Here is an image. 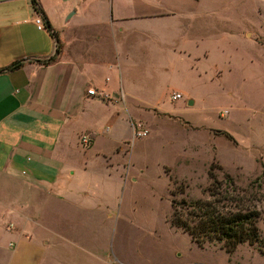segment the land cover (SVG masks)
Instances as JSON below:
<instances>
[{"label":"rangeland","instance_id":"obj_1","mask_svg":"<svg viewBox=\"0 0 264 264\" xmlns=\"http://www.w3.org/2000/svg\"><path fill=\"white\" fill-rule=\"evenodd\" d=\"M199 1L194 30L180 19L166 36L139 37L147 48L132 70L155 109L110 104L107 161L82 131L75 184L88 202L48 216L55 242L37 264H264V0ZM130 120L146 135L134 138ZM180 199L256 210L257 241L197 246L169 223Z\"/></svg>","mask_w":264,"mask_h":264},{"label":"crops","instance_id":"obj_2","mask_svg":"<svg viewBox=\"0 0 264 264\" xmlns=\"http://www.w3.org/2000/svg\"><path fill=\"white\" fill-rule=\"evenodd\" d=\"M36 3L0 0V264H37L55 242L43 232L48 216L56 217L63 203L88 202L87 191L75 184L82 131L91 135L92 154L107 161L110 104L125 107L128 97L138 112L155 109L139 100V70H132L139 66V48H147L139 37L166 36L170 22L180 19L194 30L192 15L201 19L188 12L198 9L199 0ZM51 31L61 50L43 64L56 50ZM19 61L21 67L7 70ZM91 87L114 101L89 97Z\"/></svg>","mask_w":264,"mask_h":264},{"label":"trees","instance_id":"obj_3","mask_svg":"<svg viewBox=\"0 0 264 264\" xmlns=\"http://www.w3.org/2000/svg\"><path fill=\"white\" fill-rule=\"evenodd\" d=\"M31 3L37 8L36 0H31ZM51 34L56 41L55 54L41 61L43 64L54 62L61 50L56 33L51 31ZM22 64V61L13 63L7 70H15ZM208 175L213 180V186L216 180L210 172ZM212 192L209 193L211 196L214 195ZM170 206V225L187 233L199 247L205 243H218L230 253L241 243L253 244L257 241L256 220L259 215L254 209L224 210L222 205L217 207L211 200L187 202L184 199L171 200Z\"/></svg>","mask_w":264,"mask_h":264},{"label":"built area","instance_id":"obj_4","mask_svg":"<svg viewBox=\"0 0 264 264\" xmlns=\"http://www.w3.org/2000/svg\"><path fill=\"white\" fill-rule=\"evenodd\" d=\"M34 23H35L37 29H39V30H43L45 28L40 16L35 17ZM86 95H88L89 97L95 98V99H99L101 101H105V102H113L114 101L111 99V97L108 93H106L105 91H103L101 89H97L95 87H91V88L87 89ZM179 97H180L179 94H174L171 97V100H176ZM120 100H122V95L120 97ZM132 133H133V136L135 138V137L145 136L147 131L141 127L140 123L139 124L137 123L136 125L133 126ZM79 140L81 142V145L87 146V145H89V141L91 140V135H89V134L81 135Z\"/></svg>","mask_w":264,"mask_h":264},{"label":"water","instance_id":"obj_5","mask_svg":"<svg viewBox=\"0 0 264 264\" xmlns=\"http://www.w3.org/2000/svg\"><path fill=\"white\" fill-rule=\"evenodd\" d=\"M191 104V101L189 102V105Z\"/></svg>","mask_w":264,"mask_h":264}]
</instances>
